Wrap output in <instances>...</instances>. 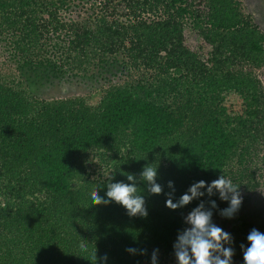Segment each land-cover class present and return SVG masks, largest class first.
Returning a JSON list of instances; mask_svg holds the SVG:
<instances>
[{"label":"trees","instance_id":"16d2710c","mask_svg":"<svg viewBox=\"0 0 264 264\" xmlns=\"http://www.w3.org/2000/svg\"><path fill=\"white\" fill-rule=\"evenodd\" d=\"M0 56V264H172L200 200L166 207L168 182L178 199L223 174L243 204L217 226L244 264L264 232V31L239 0H0ZM127 174L147 217L91 200Z\"/></svg>","mask_w":264,"mask_h":264},{"label":"clouds","instance_id":"9594fccd","mask_svg":"<svg viewBox=\"0 0 264 264\" xmlns=\"http://www.w3.org/2000/svg\"><path fill=\"white\" fill-rule=\"evenodd\" d=\"M158 171L157 164H146L139 174L140 181L153 195L163 192L162 185L157 182ZM126 178L127 183L123 181L109 183L106 198L95 190L91 194L93 204L116 202L126 209L129 216L147 217L145 196L137 185L136 175L127 174ZM168 187L173 191L168 193L165 205L172 210L183 208L194 200H200L185 217L188 227L178 233L173 244L176 264H233L234 250L231 247L233 237L213 223V209H219V206L215 199L209 200L206 206L201 198L205 195L212 197L218 194L219 200L228 204L226 208L219 209V214L232 219L243 204V195L239 187L224 174L210 183L204 180L195 182L178 199L174 198V182L169 181ZM247 241L246 247L242 245L244 264H264V232L252 229ZM127 251L131 254L137 252L135 248H128ZM150 264H159V249L152 251Z\"/></svg>","mask_w":264,"mask_h":264},{"label":"rangeland","instance_id":"374dc122","mask_svg":"<svg viewBox=\"0 0 264 264\" xmlns=\"http://www.w3.org/2000/svg\"><path fill=\"white\" fill-rule=\"evenodd\" d=\"M245 12L247 14H250L254 17L256 24L261 28L262 31H264V0H239ZM4 58L0 56V69L4 71L5 75L12 74L15 78H17V73L13 69H8L5 67L2 62ZM257 75L259 76V79L262 81L264 85V69L257 72ZM99 100V96L96 95L93 98V104H97ZM221 215L218 213L217 216L213 217V223L218 225V223L221 221ZM172 264H176V261Z\"/></svg>","mask_w":264,"mask_h":264}]
</instances>
